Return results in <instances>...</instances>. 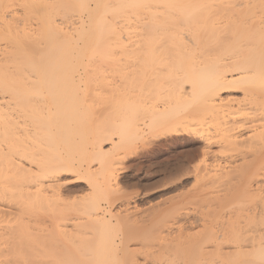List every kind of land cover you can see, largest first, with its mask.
I'll return each mask as SVG.
<instances>
[{"label":"bare ground","instance_id":"6f19581e","mask_svg":"<svg viewBox=\"0 0 264 264\" xmlns=\"http://www.w3.org/2000/svg\"><path fill=\"white\" fill-rule=\"evenodd\" d=\"M59 13L80 22L63 26ZM119 53L127 58L120 82L110 75L120 73ZM87 56L99 60L94 80ZM94 82L128 94L116 93L127 101L115 133L89 139ZM232 89L239 101L221 95ZM195 115L217 127L202 135V164L213 142L242 159L196 169L217 201L203 212L198 189L148 220L119 212L117 166L191 132ZM0 201L11 205L0 208V264H264V0H0ZM192 203L202 213L191 218ZM40 211L69 223L31 228L27 216Z\"/></svg>","mask_w":264,"mask_h":264},{"label":"rangeland","instance_id":"374dc122","mask_svg":"<svg viewBox=\"0 0 264 264\" xmlns=\"http://www.w3.org/2000/svg\"><path fill=\"white\" fill-rule=\"evenodd\" d=\"M15 8L16 7H11V8L6 9V10H8L6 12L7 15L8 16L12 15V13L17 9V8L15 9ZM61 16H63L62 13L61 14L59 13L56 16V19L58 20V22H62V23L65 22L64 23L65 25H63V26H66V27H72V26H74V24L80 22V16H79V14H76V13L71 14L72 17L70 15H67L66 19H63V20L61 19ZM63 18H64V16H63ZM69 19H70V21H69ZM116 57H117L116 58L117 59L116 64H117L118 68L116 66L115 67L120 71V73H118V74L116 73L117 74L116 75L114 72L112 75V72H113V71L111 72L112 68L111 69L108 68L110 65H108V67L105 66L104 68L106 70L110 69L109 73L111 72L110 75L113 77V79L114 80L116 79L115 81L120 82L121 78H122V74L124 75V73H125L124 68H125V66L127 67V65H126L127 64L126 63L127 58L125 55H122L121 53H119ZM88 59L89 60L91 59V61H92L93 58H89L88 56L85 57L86 62H89ZM96 59L98 60V58H95V59H93L94 62H92V63H91V61L89 62V68H88L89 69L88 71H92L89 73H91L92 77H94L93 80L97 78L95 71L98 68V66H100V64L98 63L99 60L97 61ZM95 63H97V64H95ZM90 64H92V65H90ZM111 66H113L112 63H111ZM94 83H93V87H90L87 89L86 98H85V100L88 99L85 102V108H87V110L90 111L89 112L90 115H88L89 118L87 117V120H86L87 121L86 122L87 123L86 124V131L89 134L88 135L89 139L94 138L96 135L100 136L101 133H104V132H105V134H104V136H105L106 131L107 132L110 131L111 133L112 132L115 133V131H114L115 125L117 126V124L120 123L118 120L122 121L123 117H125L124 111L126 109L125 105H126V101H127L126 99L127 98L124 99L123 97L124 96L126 97V95L128 94L127 92L125 93V89L120 88L119 90H121L122 92L121 91L120 92L118 91V92L120 93V95L123 94L122 95L123 97H120V95H118V94L116 95V93H118V92L114 93L115 91L112 92L110 90H107V88L103 89V88H101L102 86H100V84H99L100 87L98 86L97 82L95 83V86H94ZM229 93L231 94L232 97L228 96ZM242 94L243 93L241 92V90L239 91V89H236L235 91H234V89H232L230 91H225V92L221 93V95L225 99L227 97L228 98L234 97L233 101L236 99L239 101L242 98ZM97 95H99V96H97ZM117 98H118V100H117ZM123 100L124 101L126 100V101L124 102ZM87 102H88V104H86ZM90 104H92V106ZM92 107H94V108L92 109ZM91 111H92V113H91ZM108 113H109V115H108ZM185 114H188V113H184L183 116ZM189 114H191V113H189ZM191 116L193 117L194 114H192ZM106 117H108V118H106ZM210 119L211 118H208V117H207V119H202L204 121L203 122L201 119H199L196 116L195 121H193V120L190 121L193 124V129L191 127V132H188L189 131L188 130V131H185V133L181 134L180 136H172V137L163 138V139L160 138L157 141L155 140L152 142L151 146H149L147 148L145 147L144 149L139 148L134 153L135 154L134 156L131 155L130 157H128V159H126L125 163L123 162V165L121 164L122 166L121 165L117 166V168H120V172H121V173L119 172L120 173L119 174V187H120L119 190H121V192H122V193L119 192L120 194H118V195L119 196H121V195L126 196V198L128 197L127 199L125 198V200H124L125 202L123 201L124 205H119V207H121V208H118L119 212L123 213L125 211L124 214H126V213L131 214L133 212L132 215H136V216H134L135 218L139 217L140 219L143 218L144 220L147 218V220H148L152 215H156L162 211H168V210L174 209V208L176 209V207L178 208V206H174V205H177L178 202H181L182 198L185 199L189 195L191 197L193 192L196 193L199 190L201 193L197 192L198 196L195 193L192 196H194V197L197 196L196 198H202L203 200L201 199V203L204 202V199L207 200V203L204 202L205 204H202L203 206L201 205L203 208V212L204 211L206 212V209H208L212 206V205H208V204H209V202L214 201L213 198H211V201L208 199H210V197H213V195L216 196L217 193L213 194V192H215V190L214 191L211 190V189H213L211 187H209V188L207 187L208 189L211 188L210 190H207L206 188L204 189L202 187V185H205V182H204L205 180L202 181V179H204L205 176H200V175L204 174V172H203V174L200 173V172H202L201 166L203 165L204 169L209 168V171L211 169L216 170V168H217V170H220L223 168L226 169V168H229L231 166L234 167V165L236 166V165H238V163L240 164V162H242V159L240 158V156L238 154V153H240L239 151L237 153L233 149H230L229 151L228 150L226 151L225 149L221 150L222 148L219 147L218 144L213 145V143H214L213 142L211 145V149L209 151L210 155L206 159L207 160L206 162H208V163H205V165L202 164L203 163V160H202L203 154H204V151H206V147H207V143L204 141V138L202 137V135H204V137H206L208 135L213 136L214 134H216V129H217L216 125ZM209 121H211V122L209 123ZM191 123H189L188 125L192 126ZM98 124H99V128H98ZM189 129H190V127H189ZM194 129H195V131H194ZM103 130H104V132H103ZM196 130H200V134L196 133ZM91 131H92V135L90 133ZM247 133H246V131L245 132L243 131V134H247ZM114 137L117 138L116 135H114ZM111 146L105 145V148L111 149ZM183 166H185L186 169L183 171H180ZM198 167L201 168V170H199ZM196 169H198L200 172ZM197 175H199L201 178L202 177L203 178L201 179ZM68 176H69V174H68ZM71 176L72 175H70L69 177L71 178ZM197 177H198V179H197ZM170 181H172V182H170ZM207 181L208 180L206 178V182ZM80 184L83 187L85 186L84 188H86L85 181H81ZM198 185H199V187H198ZM195 186H197V187H195ZM193 188H195L196 190H194ZM216 192H217V190H216ZM211 193H212V195H211ZM84 194H85V192L84 193L79 192L78 194L76 193L75 195H78L79 197H84L85 196ZM221 194L222 193L220 192V195ZM75 195H72V196L67 195L65 198L67 201L73 202L75 199ZM208 195H209V197H208ZM220 195L218 194V196H220ZM190 197H188V198H190ZM215 198L217 201V197H215ZM193 199H189L190 203ZM127 200H128V202H126ZM216 201H214L213 203H215ZM72 202H70V203L72 204ZM199 202H200V200H199ZM64 203H65V205L70 204L69 202L66 203V201H65V202H63V205H62L63 207L65 206ZM125 203H129V206H127L128 204H125ZM201 203H199V204H201ZM192 204L194 206H192ZM192 204L186 205L187 208H189V209H187L185 206V208L187 210H190L189 212L191 213L192 216H189L190 213L184 208L186 211L182 209L181 212L183 211L185 213H189L188 215L184 214L182 212L185 217H183V215H180L181 213L179 215L175 216L176 217L175 220L177 219L178 222L175 221L173 218V220L178 225H180L182 223L181 221H183L186 218V215L188 217L192 218V217L198 216L200 214L201 206L198 204L196 207V205L194 203H192ZM196 204H197V201H196ZM9 206H11V205H9L7 203L4 204V202L0 201V208L2 207L1 208L2 211L3 210L7 211L9 209ZM123 206H124V208H123ZM63 207H62V209H65L66 206L64 208ZM204 208H206V209H204ZM67 209H69V208H67ZM71 209H73V208H71ZM127 209H128V211H127ZM130 210H131V212H130ZM138 210H140V211H138ZM73 211L74 210L71 211V215L73 213V216H74ZM40 212H43V213L41 214ZM40 212H38L37 214L32 215V216H27L29 219H27V217L25 216L28 221L29 220L31 221V219H33V217H36L37 221L36 220L34 221V219H33V221H31V222L30 221L27 222L31 228L35 225L34 229H36V228L38 229L39 227L40 228L42 227L41 229H44L46 226L47 229L45 228V230H48V229L52 230L53 227L57 228L56 226H58V224H57L58 222L62 223V219H60L61 221L56 220L58 222L55 221L51 211H49L51 213H49V212L47 213V211H46V213L44 211H40ZM66 212L68 214L69 211H66ZM69 215L70 214H68V216ZM179 216H182V217H179ZM177 217H179V218H177ZM188 217L186 219H188ZM180 218H181V221H180ZM220 219L221 218H215L212 220L210 219V224L207 227H209V228L210 227H217L218 223L220 224V221H222ZM41 221H43V222H41ZM63 223H69V222L64 221ZM39 225H41V226H39ZM197 230L196 231L198 233H199V231L202 232L201 228H199V229L197 228ZM196 231H194V233ZM203 231H204V229H203ZM138 244L132 243L131 247L132 248H136V247L138 248V246L140 245V244L139 245Z\"/></svg>","mask_w":264,"mask_h":264}]
</instances>
